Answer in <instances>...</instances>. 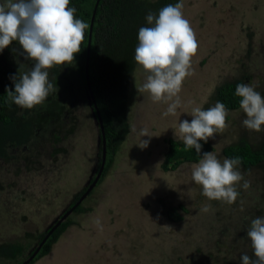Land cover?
<instances>
[{
	"label": "rangeland",
	"instance_id": "rangeland-1",
	"mask_svg": "<svg viewBox=\"0 0 264 264\" xmlns=\"http://www.w3.org/2000/svg\"><path fill=\"white\" fill-rule=\"evenodd\" d=\"M63 7V0H0V25L24 29L26 37L32 33L41 55L38 60L30 48L17 46L7 54L28 86L24 96L40 111L29 115L34 122L52 108L45 93L60 90L52 83L54 67L70 57L65 42L53 36L63 23L55 13ZM6 46L0 44V50ZM39 70L46 71L44 81L34 73ZM243 74L252 79L250 94L240 112H230L214 98L215 90ZM71 94L76 103L70 104ZM71 94L65 96L71 106L63 110L66 117L37 135L43 156L28 167L20 163L19 182L11 181L17 165L0 162V245H25L16 264L31 256L39 237L69 212L97 173L100 128L86 106L87 90ZM129 95L130 130L114 164L82 200L86 210L65 218L73 224L34 264L262 262L264 163H233L223 149L242 137L254 149L263 146L264 0H181L153 29ZM76 115L85 122L71 120ZM45 121L42 125L49 124ZM67 130L70 143L56 144L53 135ZM201 134L214 150L199 163L165 171L169 140L190 143ZM30 152L38 153L37 146ZM170 207L182 214L180 221L170 218ZM4 263L13 262L0 259Z\"/></svg>",
	"mask_w": 264,
	"mask_h": 264
},
{
	"label": "trees",
	"instance_id": "trees-1",
	"mask_svg": "<svg viewBox=\"0 0 264 264\" xmlns=\"http://www.w3.org/2000/svg\"><path fill=\"white\" fill-rule=\"evenodd\" d=\"M180 1H100L94 24L90 57V80L104 121L107 138V162L100 179L107 174L114 164L121 145L130 130L126 109L128 99H130L129 86L144 52L149 47L153 29L165 22L171 10ZM96 2L97 0H63L64 7L55 13L56 20H61L60 22L63 21V23L55 28L53 36L65 42L70 57L54 67L56 77L52 79V83L55 82L60 90L45 93L43 98L46 102L52 104V108L47 112V115L46 113L43 114L44 116L35 122L29 120V115L39 114L40 111L34 109L35 107H31L28 102L29 95L24 96V94H27L25 89L28 86L21 77L19 68L17 69L14 65L7 63V54L14 46L19 47V49L20 47L30 48L31 52L37 55L36 59H41L39 57L41 55L36 53L37 49L35 51V48H33L35 45L31 42L34 35L26 33L28 35L26 37L25 33L22 34L24 29L8 28L6 23L0 25V44L7 43V50H0V162L4 161L9 165H17L14 168V176L11 178L13 183L21 180L19 178L23 169L20 167V163H26V167H28L29 161L33 163L36 161L34 159L43 156L42 147L37 145V135L40 133L41 128H51L50 124L66 117L67 112L63 110L69 107L71 103H76V97L71 93L77 94V92L81 93L83 90H87L90 104H86V106L89 105L92 109V116L96 119L87 88L85 71L90 25ZM11 13L14 12L11 11ZM56 56L59 59L60 56ZM34 59H31L32 62H34ZM51 62L58 61L52 59ZM34 73L44 81L46 71L39 70V72L34 71ZM76 89H80V92ZM215 91L214 98L217 102L230 110H238L243 107L248 97L242 80L234 83L225 82L219 85ZM30 92V94L33 93V91ZM68 93L71 94L68 97L70 104L65 98ZM80 118L81 115H76L71 120L73 119L76 122ZM47 119L49 124L42 125L46 123L45 120ZM81 119L84 123L85 119ZM99 128L101 133V127L99 126ZM58 133L53 135V141L56 144L65 143L71 139L69 130L65 132L64 136L61 135V132ZM33 146H37L38 153L33 154L30 152ZM102 147L99 154L97 173L102 163ZM213 150L212 141L204 134L195 137L190 143L179 144L177 141L169 140V150L166 153L163 168L165 171H170L176 170L183 162L199 163ZM45 152L48 153L49 151ZM223 153L233 163H239L245 167L256 166L264 162V145L259 149H254L246 140L236 145L226 146ZM2 172L3 170L0 171V176ZM95 177L91 180L90 185ZM12 182L8 181L11 188L14 185ZM90 185L86 186L77 195L71 206H74L80 200ZM82 208L79 205L76 213H82L86 210ZM170 210L171 214L169 216L173 221L182 219V214L176 207H170ZM71 224L73 222L69 218L62 221L30 264H34L42 257L49 255L52 247ZM49 231L39 237V243L44 240ZM24 252L25 245L22 243L9 242L0 245V259H3L4 262L8 261L14 264L23 256ZM259 264H264V260Z\"/></svg>",
	"mask_w": 264,
	"mask_h": 264
},
{
	"label": "water",
	"instance_id": "water-1",
	"mask_svg": "<svg viewBox=\"0 0 264 264\" xmlns=\"http://www.w3.org/2000/svg\"><path fill=\"white\" fill-rule=\"evenodd\" d=\"M101 0H97L94 11H93V15H92V19H91V25H90V33H89V43H88V54H87V61H86V80H87V88H88V92H89V96L91 98V103L93 104V108H94V114L96 116L98 125L101 127V133H100V141L99 143L102 144V163L101 166L98 170V173L93 181V183L90 185L89 189L85 192V194L80 198V200L74 205L72 206V208L69 210V212L63 217L61 218L49 231V233L45 236L44 240L39 243V245L37 246V248L34 250V252L31 254V256L26 259L25 261H23L20 264H30L31 261L34 260V258L39 254L42 246L45 244V242L47 241V239L54 233V231L58 228V226L62 223V221H64V219L70 214L72 213L82 202V200L84 198H86L85 196L88 195L90 193V191L95 187V185L98 183V181L100 180L103 170L105 168L106 162H107V138H106V130H105V126H104V121L101 115V111L99 108V105L97 103V100L95 98V94L93 92L92 89V84H91V80H90V57H91V48H92V41H93V32H94V24H95V19H96V15H97V10L99 7Z\"/></svg>",
	"mask_w": 264,
	"mask_h": 264
},
{
	"label": "flooded vegetation",
	"instance_id": "flooded-vegetation-1",
	"mask_svg": "<svg viewBox=\"0 0 264 264\" xmlns=\"http://www.w3.org/2000/svg\"><path fill=\"white\" fill-rule=\"evenodd\" d=\"M240 80H242L243 81V86L245 87V89H246V92H247V96H249V94L250 93H248L249 92V85H250V82L252 81V79L250 78V76L249 75H246V74H243V75H240V76H235L234 78H232V79H230V83H234V82H239ZM247 99H248V97H247ZM242 110V107L240 108V111ZM231 111H236V112H240V111H237V110H230V112ZM69 138V137H68ZM243 140H246L249 144H250V142L248 141V139L245 137V138H241V139H239L238 141L239 142H241V141H243ZM69 141V143H70V140H68ZM68 143V144H69ZM263 145H264V141H263ZM264 163V162H263ZM83 190V189H82ZM82 192V191H81ZM80 192V193H81ZM75 197V196H74ZM76 199V198H75ZM73 202H75V200L73 201ZM70 204H73L72 202L70 203ZM71 208H72V206H71ZM77 209V208H76ZM76 209L73 211V212H75L76 211ZM70 210V209H69ZM72 212V213H73ZM62 217V216H61ZM242 218H244V217H242ZM60 219H58L56 222H58ZM55 222V223H56ZM54 223V224H55ZM52 226H53V224L51 225V227L48 229V231L49 230H51V228H52Z\"/></svg>",
	"mask_w": 264,
	"mask_h": 264
},
{
	"label": "clouds",
	"instance_id": "clouds-1",
	"mask_svg": "<svg viewBox=\"0 0 264 264\" xmlns=\"http://www.w3.org/2000/svg\"><path fill=\"white\" fill-rule=\"evenodd\" d=\"M101 146H102V144H101Z\"/></svg>",
	"mask_w": 264,
	"mask_h": 264
}]
</instances>
